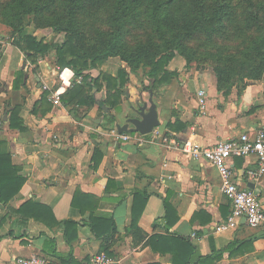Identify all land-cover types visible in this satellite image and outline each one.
Wrapping results in <instances>:
<instances>
[{"label":"crops","instance_id":"crops-1","mask_svg":"<svg viewBox=\"0 0 264 264\" xmlns=\"http://www.w3.org/2000/svg\"><path fill=\"white\" fill-rule=\"evenodd\" d=\"M184 64L175 54L167 66L173 77L152 90L149 79L132 72L117 79L123 64L111 59L87 67L76 82L70 78L74 69L56 65L52 51L29 56L13 42L0 46V152L8 154L2 159L10 165L13 186L11 198L0 201V264H18V257L35 253L57 264H90L99 251L117 264H175L173 238L189 240L202 255L234 239H251L212 264H264V224L252 227L240 219L232 231H214L229 214L230 201L216 168L181 149L264 128V79L240 91L235 85L218 90L205 72ZM58 86L64 92L54 104L48 97ZM200 87L205 111L199 109ZM150 89L159 119L153 129L174 133L176 142H137L151 131H124L130 139L117 140L116 124L135 115L130 105L147 100ZM229 165L241 187L258 193L264 209V175L247 176L255 156L233 155ZM16 175L24 180L13 190ZM64 220L74 226L65 230ZM90 224L111 232L99 237Z\"/></svg>","mask_w":264,"mask_h":264},{"label":"trees","instance_id":"trees-1","mask_svg":"<svg viewBox=\"0 0 264 264\" xmlns=\"http://www.w3.org/2000/svg\"><path fill=\"white\" fill-rule=\"evenodd\" d=\"M107 1L109 0H8L4 14L8 15V24L16 27L15 31H17L19 39L25 42L14 43L19 45L29 56L45 54L53 48L55 64L60 67L73 68L77 74L87 67L97 66L107 56L117 54L128 61L129 72H135L139 65L146 61L150 68L145 72V76L150 79L148 87H153L152 90L170 81L174 72L167 70L166 66L169 60L175 52H186V42L195 33L212 34L221 29L219 34L225 33L224 35L227 36L231 35L229 29H233L236 33L241 26L234 21V2L232 0H191L190 7L187 0H111L112 6L108 14L109 27L101 36L100 43H97L96 52L89 55L84 51L89 42L84 39L83 31L77 24V16L91 8L107 4ZM55 9L58 12L55 11L51 15L44 14ZM246 11L245 27L249 29L254 24L258 34L246 47L244 46L243 60L238 69H244L243 64L252 62L249 66L248 77L251 80H257L262 77L264 72V0H258L256 8H248ZM223 15L231 21L227 24L228 29L226 24L223 25ZM26 16L49 19V24L56 30L66 32V40L62 43H49L27 33L22 26ZM145 23L151 28V39L148 41L151 43L150 45L156 42L154 38L159 39V42L155 43L154 51H149L143 43L137 44L133 49H126L125 34L131 28H141ZM129 72L120 69L116 78L119 77L122 82ZM215 74L218 90L228 89L234 85L235 82L231 78L234 74L233 68L216 66ZM247 83L240 84L238 90L240 91ZM112 119L113 117L109 120L112 121ZM6 155L8 154L5 151L0 152L1 202H6L11 198L10 190L13 187L10 171L7 169L10 165L7 161L3 163L4 159H2ZM16 178L18 184L13 190H17L24 180L21 175H16L13 180L15 181ZM68 222L72 221L64 220L62 222L65 230L67 225L74 226V224H65ZM90 227L99 237L111 232L109 230L100 233L92 224ZM65 237L69 242L71 235L66 234ZM173 241L178 249V254L174 257L175 264H212L224 252L230 255L239 249L246 248L251 243V239H234L221 248H212L210 253L202 255L196 246L187 239L173 238Z\"/></svg>","mask_w":264,"mask_h":264},{"label":"rangeland","instance_id":"rangeland-1","mask_svg":"<svg viewBox=\"0 0 264 264\" xmlns=\"http://www.w3.org/2000/svg\"><path fill=\"white\" fill-rule=\"evenodd\" d=\"M187 1L190 7L192 5L190 4L191 0ZM232 2H234V21L241 25L238 32L234 33L235 31L233 29H229L231 35L228 34L227 36L224 35L225 33L219 34L221 29L212 34L205 32L195 33L193 37L186 42V52H175V54H177L181 60L185 61L184 67L187 68L186 70H193L194 73L196 71L205 72L209 78L214 80L215 84H217L215 74L216 66L233 68L234 74L231 78L235 82L234 85L238 84V86L235 85L238 90L240 84L251 81L248 77V72L252 62L243 64L244 69H238V66L243 60L244 46L246 47V45L255 39L258 34L256 26H253L254 24L249 29L244 25V18L247 13L246 10L248 8H256L258 0H232ZM7 3L8 0H0V37L2 36L1 38L13 43L18 41L25 43L19 39L18 33L15 31L17 30L16 27L13 25L10 26L7 22L8 15L6 16L4 14ZM106 3L107 4L97 8H91L77 16V24L83 31L84 39L89 42L87 48L84 49L89 55H93V53L96 52L97 43H100L101 36L105 32V29L109 27L108 14L112 6L111 0ZM55 11L57 10L45 12L44 14L51 15ZM222 21L223 25L226 24V28L228 29L227 24L231 21L226 19L225 15H223ZM22 26L27 33H31L44 42L62 43L66 40V32L56 30L49 24V19L45 17L26 16ZM151 34V28L146 23L143 24L141 28H131L124 36L126 43L125 48L128 50L133 49L137 44L143 43L149 51H154L155 43L159 42V39L154 38L156 42L150 45L151 43L148 41L151 39ZM50 51H52L54 55V49L52 48L48 52ZM43 55L44 54H38L37 56ZM109 59L114 60L118 64H123V66H118L116 75H118L120 69L129 72L128 61L124 60L121 55L107 56L103 59L101 64ZM149 68L150 66L146 61H143L136 71L132 73H135L137 77L143 78L146 77L145 72ZM146 78L149 79L148 77ZM260 79H264V72Z\"/></svg>","mask_w":264,"mask_h":264},{"label":"built area","instance_id":"built-area-1","mask_svg":"<svg viewBox=\"0 0 264 264\" xmlns=\"http://www.w3.org/2000/svg\"><path fill=\"white\" fill-rule=\"evenodd\" d=\"M7 40L0 37V46ZM85 70V69H84ZM83 70V71H84ZM72 74L70 78H74L76 82H81L84 74ZM62 80V72L59 73ZM43 89H50L46 82L42 83ZM64 92V86H58L50 90L49 99L58 104L60 94ZM197 99L199 109L205 111L207 107L205 91L202 87L197 90ZM114 137L118 140H129L130 135L125 132L112 131ZM160 138L161 142L175 143L174 133H165L158 129L150 132V138H136L139 144L154 142L156 138ZM182 151L188 153L192 158H204L209 161L217 170L220 189L222 193L230 201V212L221 221L214 224V231H232L239 224L240 219L252 227L264 224V209L258 198V193L250 188L241 187L233 178V171L229 165V159L233 155H249L252 154L256 158V166L247 170V176L250 179H256L264 175V128H259L253 133L242 132L237 137L231 139L219 140L210 146H203L198 143H184L181 147ZM18 264H57L50 257L43 254H31L28 257H18ZM118 260L105 251H99L93 254L90 264H117Z\"/></svg>","mask_w":264,"mask_h":264},{"label":"water","instance_id":"water-1","mask_svg":"<svg viewBox=\"0 0 264 264\" xmlns=\"http://www.w3.org/2000/svg\"><path fill=\"white\" fill-rule=\"evenodd\" d=\"M152 96L153 91L150 89L147 100L139 98L135 104L130 105L135 115L127 116L123 124H116L119 133L137 131L145 134L159 124L157 107Z\"/></svg>","mask_w":264,"mask_h":264}]
</instances>
